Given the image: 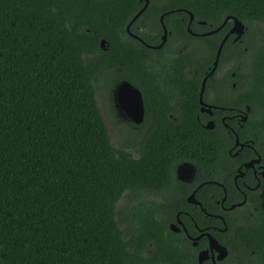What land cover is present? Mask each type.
Returning <instances> with one entry per match:
<instances>
[{"label":"trees","instance_id":"trees-1","mask_svg":"<svg viewBox=\"0 0 264 264\" xmlns=\"http://www.w3.org/2000/svg\"><path fill=\"white\" fill-rule=\"evenodd\" d=\"M142 6L0 0V264H213L198 259L208 237L197 244L189 238L199 228L227 247L217 264H264V177L255 189L239 177L246 202L230 208L245 199L234 183L237 167L255 156L264 164V0H150L130 30L156 45L164 14L169 34L158 49L127 31ZM228 16L246 30L224 44L218 70L230 65L228 83L211 102L247 113L236 130L252 148L238 155L229 151L235 135L220 120L203 126L206 113L196 108L233 21L201 34ZM156 79L176 82L175 101L146 96L144 120H127L130 133L115 146L98 88L114 116L111 97L120 81L142 90ZM216 80V73L207 80L206 101ZM170 106L175 118L164 116ZM183 161L194 168L193 188L206 181L196 191L201 205L187 200L191 190L177 175Z\"/></svg>","mask_w":264,"mask_h":264},{"label":"flooded vegetation","instance_id":"flooded-vegetation-1","mask_svg":"<svg viewBox=\"0 0 264 264\" xmlns=\"http://www.w3.org/2000/svg\"><path fill=\"white\" fill-rule=\"evenodd\" d=\"M146 0H143V5L145 4ZM149 3H150V0H149ZM149 5V4H148ZM143 7V6H142ZM141 7V8H142ZM148 7V6H147ZM145 11V10H144ZM164 16V14H162ZM161 15V16H162ZM161 16H160V21H161ZM190 18H191V15H190ZM194 20V19H193ZM163 22H164V17H163ZM162 23V22H161ZM189 23H190V20H189ZM192 23V22H191ZM165 24V23H164ZM191 25V24H190ZM163 26V25H162ZM233 26V24L230 26V28ZM190 27V26H189ZM188 27V28H189ZM229 28V30H230ZM168 30V29H167ZM191 30V29H190ZM131 31V30H130ZM145 32V31H144ZM132 33V32H131ZM195 33V32H193ZM134 34V33H133ZM169 34V32H168ZM137 35V34H135ZM163 35H164V28H163V33H162V38H163ZM196 35H200V33H196ZM139 36V35H137ZM140 37V36H139ZM168 38V37H167ZM143 39V38H142ZM140 40V39H139ZM162 41V40H161ZM167 41V40H166ZM143 43H145L147 46L151 47V48H154V49H158V48H155L154 46L160 44H148L146 43L144 40L142 41ZM166 43V42H165ZM164 46V45H163ZM162 46V47H163ZM161 47V48H162ZM163 65H156L155 68H157L158 70H161L163 69ZM221 69V68H220ZM218 70V67L215 71L216 75H217V80L214 81V83L217 85V89L216 88H213L211 89V91L209 92V96H208V99L210 100L209 101H206L204 99V94H205V91L203 93V101L207 104V107H209L210 111H204L202 110V103L200 101V98H201V86H202V81H201V85L199 87V93H198V105H196V108L199 109L200 111L206 113L202 118L204 121H201L202 125L205 126L206 128L207 127V124L209 121H214V127L216 126V123L218 122V120H220L224 127L228 128V131L229 132H232L234 135H235V141H234V144L230 147L229 151L231 154L233 155H238L240 153V151L245 148V147H251L252 148V143L248 142L247 140L246 141H241L239 139V144H237V130H236V126H242V123L245 122L246 120H243V116L247 113L242 110V109H239V108H233V107H230V108H226V107H223V106H219L213 102H211V100H214L215 98V94L216 93H221L223 94L224 93V85H226L228 82L225 81L223 78H224V70ZM221 71V72H220ZM124 81V80H123ZM123 81H120L116 87L113 89V95L111 97V99L113 100L112 101V105H111V108H112V111L114 112V115L115 116H126V118H128L127 120H130L129 117L127 116V114L125 113V111L122 109L121 107V104L119 103L118 101V97H117V90H118V87L119 85L123 82ZM176 84L175 81H171V80H166V79H156V80H152V81H147L143 84V89L141 90L142 92V96H143V100H144V107H145V114H146V96L148 98H152V99H156L159 95H164L166 97H169V102L172 104L174 101H175V88H174V85ZM233 85H235V83H233ZM206 89V87H205ZM168 110L166 111L165 113V117L168 116V117H172V118H175V112H176V109L173 107V106H170L167 108ZM219 109H223V110H226L227 111H234L233 113H216V110H219ZM154 111H156V108H154ZM156 114V113H155ZM208 116H211V117H214L215 119H210ZM145 117V116H144ZM247 118H248V115H247ZM197 119L199 120L200 117L198 116ZM217 120V121H216ZM227 120H229L230 122L232 123H229L227 122ZM132 121V120H131ZM128 127L130 129L131 125L128 124ZM213 127V128H214ZM146 127L143 126L140 130H141V133L144 134L145 131H146ZM210 129V128H209ZM238 135V134H237ZM239 138V136H238ZM241 143H245L246 145L241 148ZM249 144V145H248ZM232 150H234V153H232ZM236 151H238L237 154ZM255 151V150H254ZM256 152V151H255ZM259 156H255V157H250L249 159L247 160H244L238 167H237V172L234 176V183H235V186H236V190L238 193L242 194V195H245V198H246V190L245 188L247 189H255L257 185L260 184L261 182V179L262 177H264V164L262 163V160L260 162H256L254 163L253 165H249V162L251 160H253L254 158H258ZM185 167H188L187 170H185ZM240 171H243L244 172V175H239V172ZM193 173H194V168L186 161H183L182 163H180L178 165V168H177V175L180 179V181L182 182V184L184 185L185 189L186 190H191L190 193H188L187 195H191L193 192H195V195H196V191L198 188H200L204 182L206 181H203V182H199L194 188L192 187V183L194 181V176H193ZM239 177H245L246 179L243 181V184H244V187L243 188L242 186H240L238 184V178ZM207 182H212V183H216L217 185H221L222 187L223 184L217 180H208ZM255 182H257L256 186L252 185L254 184ZM224 191L226 192V188L224 187ZM217 216V215H216ZM183 227V226H182ZM199 231H200V234L202 231H204V229L202 228H199ZM189 235V234H188ZM208 244H209V240H208ZM209 247V245H208ZM207 247V248H208ZM206 249V248H205ZM217 254V252H216Z\"/></svg>","mask_w":264,"mask_h":264},{"label":"water","instance_id":"water-1","mask_svg":"<svg viewBox=\"0 0 264 264\" xmlns=\"http://www.w3.org/2000/svg\"><path fill=\"white\" fill-rule=\"evenodd\" d=\"M148 4H149V0H146L143 7L135 14L133 19L130 21V23L127 26V31L132 36L140 39L141 41H143V39L141 37L131 33L130 28H131V25L133 24V22L144 12V10L147 8ZM190 15H191V18H190L189 26L194 19L193 13L190 12ZM163 17L164 16L162 15L161 16V22H162V25L164 28V35H163L161 43L154 46L155 48H161L165 44L167 37H168V30H167L166 25L163 22ZM230 21H233V26L230 28L228 33L225 35V37L221 41L219 48H218V51H217V55H216V59L214 61L213 67L205 75V77L203 78V81H202L200 101L202 103V110H204V111H210V109H209V107H207V104L203 101V93L205 91L206 83H207L209 76H211L215 73V71L219 65V61H220V57H221V53H222L224 44L227 41V39L229 38L230 34H236L237 38L241 37V35L246 30V25L241 20H239L237 17L228 16L225 19V21L223 22V24L220 25L219 27H217L215 30L207 31V32H204L201 34V35H208V34H212V33L216 32V31H219ZM189 30H190V27H189ZM194 34H196V33H194ZM117 97H118L119 103L121 104L122 109L125 111V113L127 114V116L129 117L130 120H132L133 122H136V123H141L144 120V116H145L144 100H143L141 90L136 85H134L132 82H130L128 80H124L118 87ZM242 118H243V120H246L247 115L245 114ZM207 127L213 128L214 127V121H212V120L209 121L207 124ZM236 136H237V144H239L240 142H239L238 135L236 134ZM245 145H246L245 143H241V148H243ZM237 153H238V151H236L235 154H237ZM260 161H261V157L259 156L258 158H254L253 160H251L249 162V165H253L254 163L260 162ZM263 174H264V172H263ZM239 175H244V172L240 171ZM225 198L226 197L223 198V202H224ZM187 200L190 203L201 205V202L196 198L195 192H193L191 195H189L187 197ZM244 202H246V198L242 202H238L237 204L231 205L230 208H234L237 205L241 206ZM217 216H219L221 219L224 220V217L222 215H217ZM178 221H179V224H181L183 226L184 230L188 233V230L184 226L183 222L180 219ZM223 230H225V229H223ZM202 236L208 237L209 247L206 249H203L199 252L198 259H199L200 263H202L205 260L211 259L213 264H217V261L223 260L228 256L227 247L225 245H223L209 231H202L201 234H199L197 236L189 235V238L193 240L194 244H197ZM216 252H217V254H216Z\"/></svg>","mask_w":264,"mask_h":264},{"label":"rangeland","instance_id":"rangeland-1","mask_svg":"<svg viewBox=\"0 0 264 264\" xmlns=\"http://www.w3.org/2000/svg\"><path fill=\"white\" fill-rule=\"evenodd\" d=\"M229 64L224 65L221 67L220 70H224V72L229 68ZM221 72V71H220ZM97 92V102L99 107L101 108V111L104 115V118L106 120L110 135L112 137V142L115 146H119L127 137V135L130 133L128 122L126 116H113L111 115V112H109V108L106 105V95L105 91L103 89L98 88ZM188 167H185V170H187ZM152 195V194H151ZM151 198V197H149ZM126 204V199L120 201V205L123 206Z\"/></svg>","mask_w":264,"mask_h":264}]
</instances>
